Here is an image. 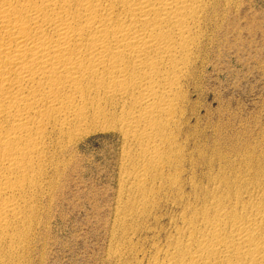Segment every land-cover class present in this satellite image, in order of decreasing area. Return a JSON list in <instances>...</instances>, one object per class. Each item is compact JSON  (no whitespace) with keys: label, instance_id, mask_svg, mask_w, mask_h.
I'll list each match as a JSON object with an SVG mask.
<instances>
[{"label":"bare ground","instance_id":"6f19581e","mask_svg":"<svg viewBox=\"0 0 264 264\" xmlns=\"http://www.w3.org/2000/svg\"><path fill=\"white\" fill-rule=\"evenodd\" d=\"M233 1L0 0L5 256L34 240L73 146L114 131L106 263L264 264V152L221 151L202 127L194 142L183 131Z\"/></svg>","mask_w":264,"mask_h":264},{"label":"rangeland","instance_id":"374dc122","mask_svg":"<svg viewBox=\"0 0 264 264\" xmlns=\"http://www.w3.org/2000/svg\"><path fill=\"white\" fill-rule=\"evenodd\" d=\"M232 3L217 31L215 38L218 39L208 48L207 64L210 65H206L200 75V93L192 96L194 103H190L189 108L193 110L188 108L187 114L190 111L191 117L183 131L191 137L188 140L194 142L193 136L203 129L201 133L204 134L200 135L205 137L200 141L213 139L203 143L208 147L215 143L220 150L228 147L229 151L255 149L258 145L254 152L262 153L264 0H234ZM192 129L197 130V134ZM188 140L186 149L193 145L188 144ZM119 142L114 131H96L73 146L68 164L56 179L52 199L45 202V224L38 227L39 231L36 229V236L30 243L16 245V255L5 256L0 249V264H111L106 263V251L120 188ZM162 208L161 214L169 213V208ZM161 224H165V220Z\"/></svg>","mask_w":264,"mask_h":264}]
</instances>
